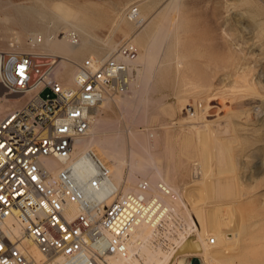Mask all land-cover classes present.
<instances>
[{
	"label": "rangeland",
	"instance_id": "obj_1",
	"mask_svg": "<svg viewBox=\"0 0 264 264\" xmlns=\"http://www.w3.org/2000/svg\"><path fill=\"white\" fill-rule=\"evenodd\" d=\"M44 1L49 3L53 0ZM61 1L65 3L68 1L69 5L76 3L85 5L86 16L90 23H82L81 26L73 28L57 25V23H52V15L49 13L47 15L46 11L42 15L39 7L35 9L34 6L37 5L35 0H0V49H7L9 46L7 43L11 42L22 50H29L28 42L31 41L32 33L39 32L43 43L48 34L62 33L65 37L68 30H73L78 34V36L75 34L77 38L79 37L76 42H79V46L74 51L76 54L80 53L82 42H90L100 47L108 39L119 44L132 39L134 34L140 33L138 37L147 34V29L149 31V28L154 27L159 17L157 13L155 15L153 13L157 12L163 5L162 3L167 0ZM129 3L131 4L128 5ZM147 4H150V7ZM126 5L128 7L125 9ZM135 5L141 13L143 12L142 14L146 15L147 23L144 22L143 25L145 27L149 24V27L147 25L145 32L141 30L143 27L141 24L136 28L126 18V10L129 6ZM180 10L178 18H182L178 19V26H181V22L182 26L180 29L177 27L178 31L176 30L174 34L177 35H173L172 42H170L173 48L171 46L170 49H172H169L173 53L169 52L174 61L171 58L169 59L171 61H165L162 68L158 69L160 71L157 70L151 80L152 85L146 96L149 100L145 104L147 112L134 118L135 124L137 123L135 128L140 131L137 138L147 139L144 149L154 153L162 161V174L167 176L170 184L180 188L179 190L183 192V188H190L193 184L196 186L198 183L200 185L198 187L204 185H201L200 176L194 168L199 158V153L196 152H199L200 143L192 139L193 135L190 134V129L188 130L189 123L199 124L200 121L206 120L213 122L212 126L215 124V127L225 128L228 125L225 136L223 133H220L222 134L220 136H222V143L234 157L235 169L233 173H223L221 176L235 178L237 187L247 196L243 195L244 200L247 201V203L244 202V206L242 205L243 219L246 220V216L249 217V215L250 217L246 223L244 222V231L236 225L237 221L232 222L231 220L227 223V230L238 235H236L237 243L231 249L222 251L221 258H219L220 263L217 261L216 264H227L228 262L231 264L232 260L230 261L229 256L237 259V264H244V262L264 264V0H181ZM36 11H40L41 14ZM5 16L9 18L3 20ZM150 16L155 19L149 20ZM115 24H118L117 27ZM70 33L73 34L72 31ZM124 33L127 36H124ZM177 55H180V60L184 63L181 67L184 66L183 69H187H184L186 78H183V74L181 75L182 68L179 69L180 71L176 68L175 57ZM89 56L88 53H84L79 59L81 61ZM135 73L137 74V71L132 70L129 75L131 78L128 77L125 80L129 85L115 82L105 94L112 100L113 96H118L124 89L130 92L136 89L140 85V76ZM242 78H245L243 80L245 82ZM234 87L235 90H233ZM116 103L109 102L110 106L102 110L100 114L106 121L112 122L114 127L119 126L116 128L126 131L125 123L130 116L126 112H120L122 107ZM194 114H197L198 119L194 117ZM111 126L110 130L114 131L115 128ZM220 127L217 129L221 132L224 128ZM128 139L130 138L125 135L127 149L131 144ZM197 146L199 148H196ZM144 149H139V152ZM215 170L216 168L213 167V171ZM126 171L127 167L124 168L125 173ZM152 173H148L146 178L152 177L150 176ZM136 176L139 178L140 175ZM201 192L202 202L205 204L204 209L208 211L213 203L209 205L210 203L206 202L210 201L207 192L206 194L203 190ZM244 210L253 212L246 213ZM215 218L219 223L217 214ZM249 223L251 228L248 226ZM235 225L239 230L236 231ZM240 233H243L244 240L241 239L242 236H239ZM255 234L260 238L256 239ZM254 239H256L255 242ZM259 240L260 242H257ZM182 254L177 255V260L184 258L185 264H190L195 257L200 260L201 264H205L204 255L188 254L184 257ZM244 259H251L255 262L249 260L251 261L249 263ZM177 260L174 261L175 264H178ZM239 260H244V262ZM232 264L235 263L232 261Z\"/></svg>",
	"mask_w": 264,
	"mask_h": 264
},
{
	"label": "built area",
	"instance_id": "obj_2",
	"mask_svg": "<svg viewBox=\"0 0 264 264\" xmlns=\"http://www.w3.org/2000/svg\"><path fill=\"white\" fill-rule=\"evenodd\" d=\"M136 14L133 7L130 16ZM69 36L77 42L74 33ZM136 57V46L122 41L104 59L76 63L74 81L65 85L55 72L57 55L0 49V103L8 106L0 111V264H129L132 229L159 209L144 194L147 182L140 193L110 191L111 201L103 206L84 189L97 191L109 172L100 166L81 183L71 174L70 160L103 94ZM46 160L60 167L51 170ZM69 205L77 208L72 216Z\"/></svg>",
	"mask_w": 264,
	"mask_h": 264
},
{
	"label": "bare ground",
	"instance_id": "obj_3",
	"mask_svg": "<svg viewBox=\"0 0 264 264\" xmlns=\"http://www.w3.org/2000/svg\"><path fill=\"white\" fill-rule=\"evenodd\" d=\"M35 2L38 5L34 6L35 9L36 7H39L38 9L41 10L42 15L44 11H46L47 15L48 13L52 15V23H57V25H64L73 28L81 26L82 23H90V20H88L86 16L87 9L85 5H79L77 3L73 5L70 3L71 5H69L68 1L65 3L61 0H53L49 3L44 0H35ZM125 4L126 3L124 2V5ZM130 4L131 3L128 5ZM162 4L163 5H160L161 7H159L157 12L153 13L154 15L157 13L156 15L159 16L155 25L153 24L154 27L152 26V28H149V31L147 29V34H143L144 36L142 35L141 37H138L141 34L137 33L134 34L133 38L131 37L132 39H128L136 46L137 57L129 64L128 72L122 77H119L116 81L119 83H128L125 80L128 77L131 78L129 76L130 72L135 70L137 71V74H135L140 76V83L137 82L140 85L131 92L130 90L127 91V89H124L125 91H121V93H119L120 95L113 96L112 100L108 95L103 94L98 106V111L92 116L88 135L82 139L76 140L74 143V152L70 160V171L73 177L81 183L96 174L97 169L100 166L104 167L109 172L108 179H105L102 182L97 191L94 192L88 188L84 189L86 195L91 201L103 200V206L108 205L111 201V199L106 198L110 191L118 190L122 193H140V184L143 181L147 182L148 191H145L146 193L144 194H146L149 199L153 201L156 200L159 204L157 206L159 209L153 218H146L144 221L137 223L132 229L127 241V261L129 264H173L174 261L178 259L177 255L180 253H183L184 255H182L184 257H187L188 254H193V256L204 255L205 259L203 261L205 264H216L217 261H220L219 258H221V252L231 249L232 246L237 243V234L227 230V223L231 220L232 222L233 220L234 222L237 221L239 224L236 223V225L244 231V224L250 217V215L247 214L249 217L244 215L247 219H243L244 212L242 210V205L244 206V202L247 203V201L246 199L244 200V194L240 191L239 187H237L235 178L232 176L225 178L221 176L223 173H233L235 169L233 163L234 157L231 155L229 149H226V145L224 146L221 140L222 136H220L222 135L220 133H223L224 135L227 132L228 125L225 126V128L223 127L224 130L220 132L217 129L220 126L215 127V124L212 126L213 122L211 123L210 121L203 120L202 122L200 121L199 124L189 123L190 126L188 127V130L190 129V134L192 133L193 135L192 139H195L197 143H200V148L198 146L196 147L199 148V152H196L197 154L199 153V158L197 159L198 161L194 168H196V173L200 176V180L202 181L200 182L201 185H204H202L203 187H198L200 186L197 183L198 180L196 186H193V184L190 188H183V192L179 190L180 188L178 189V187H174V185L170 184V180H168L167 176L162 174V161L158 159L154 153L144 149L146 148L147 139L140 137L137 138L140 131L135 128L137 123L135 124L134 118L147 112L145 104L149 101L146 96H148V90L152 85L151 80L157 70L162 68L165 61L171 58L170 50L173 48L171 45L172 48L170 49V42H172L171 39L175 34V31L182 26V22L181 26H178V22L182 18H178L179 13H181V0H167ZM128 5H126L125 9ZM139 5H142V3H139ZM147 5L146 7H150V4ZM133 7L137 10V14L134 17L130 16ZM149 10H151V8ZM41 12L39 11L38 14H41ZM142 13L138 6H129L126 10V18L131 22L130 24L136 28L140 27L141 24V26H143V29L141 28V30H144L147 25L149 27V24L144 27L143 23H147V21H145L146 15ZM47 15L45 16V20L47 19ZM89 16L90 15H88V17ZM7 17L9 18V16ZM7 17L5 16L3 20H7ZM152 18L155 19V17H151L149 20ZM116 25L118 24H115V27H117ZM71 31L78 36L73 30L66 31L65 37L62 33H56L53 35L48 34L43 43L41 42L42 37H40L39 32L32 33L30 37L31 41L28 42L30 49L24 50L48 52L60 57L59 65L55 72L57 77L65 85H71L73 83L76 73L75 64L80 62L79 58L81 55L88 53L90 55L89 58L101 60L107 57L121 43L117 44L115 41L107 39L103 43V46L96 47L90 42H82L79 51L80 53L76 54L74 51L77 50L79 42L73 43L70 40L69 35L71 34ZM124 36H127L126 33H124ZM77 39H79V37ZM7 45H9L7 49L10 47H17L11 42L9 44L7 43ZM179 56L180 55H177L175 57V65H177V70L182 68L181 70L183 73L181 72V75L183 74V78H186L185 70L187 69L184 68V70V66L181 67L183 62H181V57ZM172 60L174 61V59ZM243 80H245V78H242V81ZM246 83H248V81H246ZM246 83H244V85L247 87ZM244 85L242 84V86ZM235 87L233 90H235ZM110 100L114 103L117 102V105L120 104L122 107V109L120 108V112H126L128 116H130L129 118L126 116L128 119L127 122L126 118L124 120L126 122H124L126 124L125 126L127 127L125 128L126 131L118 129L119 126L114 127L112 122L106 121L101 116L100 113L102 110L110 106ZM7 107L8 106H5L3 103H0V111L5 110ZM126 113L122 114L126 115ZM142 117L144 116L142 115ZM194 117L198 119L197 114H194ZM110 125H112V128H115H113L114 131L112 129L110 130ZM124 132L125 135L130 138L128 140H130L129 143L131 144L128 149L125 146ZM151 136H153L152 133ZM139 149L144 150L139 152ZM45 165L51 170H56L60 167V163L55 160H46ZM125 167H127L126 173L124 172ZM213 167L216 168L215 171H213ZM150 172H153L154 174L152 173L153 175H150L152 177L148 179L146 176ZM136 175H140L141 177L139 176L138 178ZM202 190L205 191V194L207 192V195L210 197V201H205L210 203L209 205L213 203L211 209L208 211L205 210L206 208L204 209L203 206L205 204L202 202ZM244 196L247 197L246 195ZM76 211L77 208L74 205H69L67 208V214L69 216L74 215ZM244 211H246V213L250 212L249 210ZM215 214L219 216V223L216 221ZM248 226L250 228L252 227L250 226V223ZM237 229L238 227L236 228V231ZM14 230L17 231V228ZM234 230L235 228L233 231ZM242 234L239 236H242L241 239L244 240V235ZM255 236H257V234H255ZM211 237L214 239L215 245H212L214 243H210ZM258 237L259 236H257L256 239H258ZM256 239H254V242ZM260 240L257 242H260ZM248 242H250V239H248ZM214 246L216 247L214 248ZM27 247L30 254L36 258L39 257V253L30 243H27ZM230 252L231 251H229V253ZM229 259L237 264V259L235 260L231 256H229ZM244 260L239 261L244 262ZM249 260L246 259L245 261L248 262ZM177 261L178 264H185L184 258H180ZM251 261L253 262L254 260ZM251 261H249V263ZM244 264L246 263L244 262Z\"/></svg>",
	"mask_w": 264,
	"mask_h": 264
},
{
	"label": "water",
	"instance_id": "obj_4",
	"mask_svg": "<svg viewBox=\"0 0 264 264\" xmlns=\"http://www.w3.org/2000/svg\"><path fill=\"white\" fill-rule=\"evenodd\" d=\"M190 264H201V262L198 258L195 257L191 260Z\"/></svg>",
	"mask_w": 264,
	"mask_h": 264
}]
</instances>
